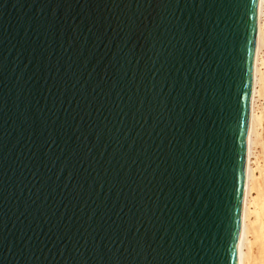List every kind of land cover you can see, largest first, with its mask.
Listing matches in <instances>:
<instances>
[{
	"label": "water",
	"instance_id": "95a60500",
	"mask_svg": "<svg viewBox=\"0 0 264 264\" xmlns=\"http://www.w3.org/2000/svg\"><path fill=\"white\" fill-rule=\"evenodd\" d=\"M254 0H0V264H237Z\"/></svg>",
	"mask_w": 264,
	"mask_h": 264
},
{
	"label": "bare ground",
	"instance_id": "6f19581e",
	"mask_svg": "<svg viewBox=\"0 0 264 264\" xmlns=\"http://www.w3.org/2000/svg\"><path fill=\"white\" fill-rule=\"evenodd\" d=\"M256 35V33H255ZM264 111V101L260 99V93L256 94V128L252 134L251 151L249 159H245V175L243 202L241 211L239 247L240 264H260L264 258V217L260 214L262 197V172L261 160L264 159V141L261 140L260 112Z\"/></svg>",
	"mask_w": 264,
	"mask_h": 264
},
{
	"label": "snow or ice",
	"instance_id": "6c2138e0",
	"mask_svg": "<svg viewBox=\"0 0 264 264\" xmlns=\"http://www.w3.org/2000/svg\"><path fill=\"white\" fill-rule=\"evenodd\" d=\"M256 4V27L255 39L251 41L252 47L248 50L251 56V68L248 70L250 78L244 84L242 99L246 100L247 108L239 120V135L245 138L246 161L249 159L248 153L251 151L252 134L256 128V94L260 93V99L264 101V0H254ZM261 128V140L264 141V111L259 116ZM264 166V159L261 160ZM264 172V167H262ZM262 197L260 203V214L264 217V183H262ZM264 231V230H262ZM239 247V245H238ZM237 264H240V254H236Z\"/></svg>",
	"mask_w": 264,
	"mask_h": 264
},
{
	"label": "clouds",
	"instance_id": "9594fccd",
	"mask_svg": "<svg viewBox=\"0 0 264 264\" xmlns=\"http://www.w3.org/2000/svg\"><path fill=\"white\" fill-rule=\"evenodd\" d=\"M260 264H264V258H262V260L260 261Z\"/></svg>",
	"mask_w": 264,
	"mask_h": 264
}]
</instances>
